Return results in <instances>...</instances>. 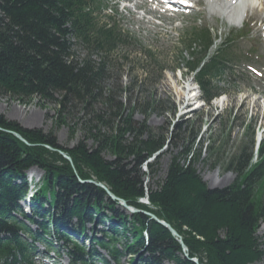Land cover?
I'll use <instances>...</instances> for the list:
<instances>
[{"label": "trees", "instance_id": "1", "mask_svg": "<svg viewBox=\"0 0 264 264\" xmlns=\"http://www.w3.org/2000/svg\"><path fill=\"white\" fill-rule=\"evenodd\" d=\"M101 11L99 0H0V97L23 106L35 99L41 106H57V127L65 125L69 110L83 111L85 119L80 122L83 140L66 149L51 134L23 129L0 116V264H35L34 246L49 242L46 238L63 244L70 264H89L94 257L118 264L123 256L132 264H194L193 259L197 264H261L264 250L256 233L264 222V139L254 164L246 148L228 162L225 171L235 178L225 188L209 189L194 170L188 156L196 136L189 149L171 159L162 183L147 188L141 169L153 173L147 161L166 141L153 135L146 121L134 124L135 107L114 102L104 88L112 57L134 41L112 22L100 20ZM182 43L191 56L186 62L180 56L183 66L209 105L225 94L220 79L226 72L232 77L227 65L236 57L226 41L211 53L212 39L204 30L188 32ZM80 48L86 58L75 55ZM157 106L146 103L142 114ZM32 168L43 174L27 218L19 204L28 190L24 173ZM120 201L137 213L127 214ZM150 215L177 233L185 253ZM95 222L107 227L87 239L86 227ZM72 235L84 237L90 252L71 241Z\"/></svg>", "mask_w": 264, "mask_h": 264}, {"label": "rangeland", "instance_id": "2", "mask_svg": "<svg viewBox=\"0 0 264 264\" xmlns=\"http://www.w3.org/2000/svg\"><path fill=\"white\" fill-rule=\"evenodd\" d=\"M99 1L104 9L100 20L114 23L122 34L134 41V45L129 44L120 48L112 57L106 69L103 86L113 93L114 102L121 103L126 108L129 105L130 108L135 107L132 118L134 124L141 125L146 121L145 127L153 135L166 141L162 150L149 162L152 164L153 173L150 174L145 168L141 169L144 185L152 189L160 185L171 159L178 158L180 153L189 149L188 142L196 136L192 152L188 156V159L194 160V170L208 187L222 189L229 186L235 176L225 171L228 162L239 155L242 148H246L247 154L252 152L251 157L255 156L254 144L257 134H261V138L264 139V64L257 68L250 62L252 72L248 71L249 73L242 71L238 64L232 77L228 75L229 72L224 74L219 84L226 94L223 107L215 106V100L207 106L188 112V108L185 109L183 106L182 99L189 100L190 96L188 97L187 92L183 94L184 88L189 85L188 89L192 90L193 94L196 91L194 81L180 59L181 56L186 62L191 58L190 53L183 47L182 39L183 35L192 29H206L211 33L217 47L234 33L228 45L230 51L235 50L237 53L238 50L242 56L247 52L256 51L259 60L264 62V5L263 9L258 8L256 15H252V20L235 28L236 24L229 27L225 20L213 17L214 11L210 7V11L206 10L204 4L193 11H184L182 15L174 18L164 16L159 19L157 15L155 18L147 15L139 21L138 19L143 16L142 12L128 14L123 10L126 4L118 0ZM150 19L152 22L146 25L145 22ZM148 54H151L153 59H149ZM75 55L83 59L88 53L80 48L75 51ZM92 59L98 61L97 57ZM230 65L232 64L227 65L228 69ZM120 92L126 93L120 95ZM151 102H156L159 106L152 112L146 111V114H142V106ZM191 102H189L191 107L200 106L198 102H192L193 104ZM57 110L58 107L55 105L37 104L36 99L23 106L9 98L0 97V116L5 120L26 130H41L44 134H51L59 146L70 149L83 140L84 126L80 123L85 120L83 111L69 110L67 116L64 113L65 125L57 127ZM246 125L248 132L245 129ZM70 131L74 132L73 135ZM182 139L184 141H181ZM86 145L92 147L93 143L88 141ZM103 157L107 161L114 159L108 153H104ZM178 161L180 165H186L182 160ZM33 175L35 177L40 175L41 181V174L35 172ZM24 200L21 202V208L24 214L30 217L28 199ZM29 227L35 230L34 226ZM106 227V224L101 226L95 222L92 226H87L86 230L98 232L105 230ZM85 236L89 239L92 234L86 232ZM257 237L264 250V222L259 225ZM72 240L76 243L82 241ZM36 248L39 260L37 264H44L41 256L44 249L40 246ZM52 249L60 250L55 245L50 248ZM50 250L46 253L48 257L52 256ZM59 252L62 259V253ZM97 252L100 253V258H106L100 250L97 249ZM61 264L65 263L61 261ZM118 264L132 263L129 257L123 256Z\"/></svg>", "mask_w": 264, "mask_h": 264}, {"label": "bare ground", "instance_id": "3", "mask_svg": "<svg viewBox=\"0 0 264 264\" xmlns=\"http://www.w3.org/2000/svg\"><path fill=\"white\" fill-rule=\"evenodd\" d=\"M125 3H128L129 5L124 7L123 10H125L128 14H134L135 11L138 9L143 11V14L149 15L150 17H153L156 15V13L151 8H147L144 3L139 2V0H118ZM157 5L161 4L159 0H154ZM195 5L199 7L200 5H205L206 10L210 11L209 7L214 11L216 15H218L220 18H226L228 20L227 25L238 27L241 23L244 22V17H247V15L251 12V15L258 12L259 6H262L264 4V0H193ZM245 2L247 5H244ZM139 4V5H136ZM136 6V7H135ZM213 14V15H215ZM253 17V16H252ZM143 20V18H139L138 20ZM151 19L146 21L145 24L149 25L151 23ZM190 86L188 85L186 88H184L183 94L185 95V92H187L188 97L190 96L189 100H186L183 98L182 102H184L183 106L185 105V109L188 108L189 102L191 101V96L193 94L192 90H189ZM189 88V89H188ZM195 92V91H194ZM193 97V96H192ZM225 104L224 99H216L214 102V105L217 107H223ZM33 171L31 172V174ZM34 176V175H33Z\"/></svg>", "mask_w": 264, "mask_h": 264}, {"label": "water", "instance_id": "4", "mask_svg": "<svg viewBox=\"0 0 264 264\" xmlns=\"http://www.w3.org/2000/svg\"><path fill=\"white\" fill-rule=\"evenodd\" d=\"M18 139H20L18 136H16ZM63 156V158L65 159V160H67L68 162H70V159L68 158V157H66L65 155H62ZM100 186V185H99ZM106 193H107V195L110 197V199L112 200V201H118V199H116L115 197H113L112 195H110V193H109V191L106 189V188H104V187H102V186H100ZM209 189H212L211 187H208ZM120 206L122 207V208H124L125 210H127L130 214H133V213H136V211L135 210H130L126 205H125V203L123 202V201H120ZM151 218L154 220V221H156L159 225H161L162 227H164L165 229H167L170 233H171V235L177 240V242L179 243V245H180V247L183 249V251H186L185 250V247H184V245L182 244V242H181V239L179 238V236L177 235V233L172 229V228H170V226H168L167 224H165L164 222H161V221H158L155 217H153V216H151ZM192 262L194 263V264H197V262L195 261V260H192Z\"/></svg>", "mask_w": 264, "mask_h": 264}]
</instances>
